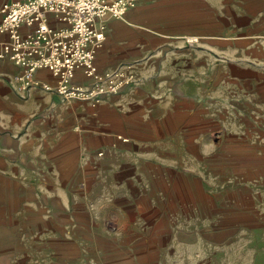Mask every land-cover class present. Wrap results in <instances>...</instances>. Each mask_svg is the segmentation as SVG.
I'll use <instances>...</instances> for the list:
<instances>
[{
  "label": "crops",
  "instance_id": "obj_1",
  "mask_svg": "<svg viewBox=\"0 0 264 264\" xmlns=\"http://www.w3.org/2000/svg\"><path fill=\"white\" fill-rule=\"evenodd\" d=\"M101 25L96 70L121 69L133 80L98 101L46 90L43 83L56 82L44 69L21 89L15 75L23 68L0 59V264H264V0H138ZM73 79L93 81L82 70ZM227 137L223 178L215 139ZM175 140H193L211 165L201 199L184 202V217L168 204L165 224L141 167L153 165L151 185L159 169L171 178L173 166L154 151L166 153L161 141ZM105 144L128 149L123 167L109 166L96 189L91 152ZM116 199L126 209L107 229L106 257L94 236L97 206L111 210ZM145 224L155 237L142 233ZM177 225L185 226L159 233ZM178 228L184 235H174Z\"/></svg>",
  "mask_w": 264,
  "mask_h": 264
},
{
  "label": "built area",
  "instance_id": "obj_2",
  "mask_svg": "<svg viewBox=\"0 0 264 264\" xmlns=\"http://www.w3.org/2000/svg\"><path fill=\"white\" fill-rule=\"evenodd\" d=\"M137 1L10 0L0 9V59L23 68L15 75L21 89L34 85L35 73L44 69L56 82L43 83L46 90L54 89L67 100L98 101L103 93L118 92L133 77L121 69L96 70L93 59L105 39V26L96 22L122 17ZM78 70L93 81L75 82Z\"/></svg>",
  "mask_w": 264,
  "mask_h": 264
},
{
  "label": "rangeland",
  "instance_id": "obj_3",
  "mask_svg": "<svg viewBox=\"0 0 264 264\" xmlns=\"http://www.w3.org/2000/svg\"><path fill=\"white\" fill-rule=\"evenodd\" d=\"M217 142L215 143L219 146L217 150H215V157L220 158L218 161H215L218 163L217 165L221 167V173L223 174V178H227L229 175V165L231 162L229 161V156H230V146L228 145V137L227 138H216ZM164 143V146H166L167 152H161L159 150L154 151V155L157 159H161L163 161H168L172 166H173V173H171V178H166L162 175L164 172L159 169L158 173L156 174V177L152 180L153 184L151 185L150 182V177L152 174V168L151 164H143L141 167V170L144 174L147 175V178L145 180H141L142 187L144 192H147V185L150 188L151 186H156L157 187V196H158V201L160 202L159 204V209L158 213L156 216L159 218H162V223L164 222L165 224L169 222L168 219V212H169V205L172 204L175 206L176 211L173 212L175 215H178L180 217H184L185 215L183 214V204L184 202L187 201H194L197 200L199 201L201 198V191L199 189V184L200 180L202 184L206 182L204 180L205 177V170L210 167L208 165L207 161L202 160L198 154L197 151L199 150L198 145H196L193 140H175V141H161ZM126 149H128L125 146H119L118 144H107L105 145H100L98 146L95 150L91 152V160L92 166H89L88 172L90 175H92L94 178V183L95 187L97 189L98 186H101L103 178H104V173L107 171L108 167L110 168L111 172H118L123 166H122V161H123V153L126 152ZM209 157H214L212 154H210ZM105 161V162H104ZM214 165V164H213ZM157 171V169H154ZM162 172V173H161ZM161 173V174H160ZM102 175V177H101ZM98 181V184L96 183ZM204 182V183H203ZM104 184V183H103ZM102 184V185H103ZM106 184V183H105ZM230 186H228L226 192L224 193V197L229 200L230 197ZM169 191V192H168ZM82 190H80V193ZM152 197L151 194H147L143 196V199H145V204L150 202L149 198ZM155 197V196H153ZM208 197V196H206ZM209 198V197H208ZM148 199V200H147ZM115 204L118 207H113L111 210L107 207H104V204L100 203L98 214H97V225L94 230V236L98 238V247L99 249L102 250L104 256L108 257L110 253H106V250L108 248H111L112 245L106 241V232L108 228H112L115 226L114 222H116L115 215H120L122 212L125 211V207H123V203H121L119 199ZM130 204L135 203V198H130ZM148 201V202H147ZM177 216V217H178ZM125 218H131V216L127 213L124 214ZM150 218L153 219V216ZM146 222L150 223L151 220ZM152 224H145L144 230L142 231L143 234L149 237H155L156 234H154V231L152 227H150ZM224 226L228 225V222L225 224L223 223ZM185 225H177L176 227H168L164 226L160 228L159 233H162L163 236H168L170 235V230H175L177 227L184 228ZM179 231L173 232L176 234L184 235V231L180 230ZM180 238L184 239V237ZM157 239V238H156ZM232 240V237L230 239L226 240V243H229ZM195 243H201V240L195 241ZM214 242H211L210 245L213 246ZM180 247H186L185 243L179 242ZM183 248V249H186ZM169 256V255H167ZM230 256L233 258V254L227 255V261L230 260ZM220 257V255L216 254L213 256V259H217ZM212 259V260H213Z\"/></svg>",
  "mask_w": 264,
  "mask_h": 264
}]
</instances>
